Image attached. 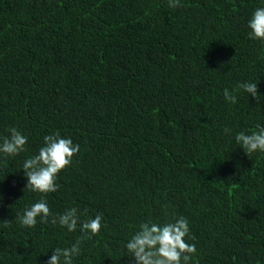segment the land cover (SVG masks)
<instances>
[{"label": "trees", "instance_id": "obj_1", "mask_svg": "<svg viewBox=\"0 0 264 264\" xmlns=\"http://www.w3.org/2000/svg\"><path fill=\"white\" fill-rule=\"evenodd\" d=\"M181 4L0 0V143L13 127L28 137L0 153V264H47L84 235L22 225L41 198L53 214L102 215L73 264H134L131 236L173 214L195 237L190 264H264V152L235 140L264 126V43L248 28L264 0ZM56 131L80 152L44 197L25 189L23 163Z\"/></svg>", "mask_w": 264, "mask_h": 264}, {"label": "clouds", "instance_id": "obj_2", "mask_svg": "<svg viewBox=\"0 0 264 264\" xmlns=\"http://www.w3.org/2000/svg\"><path fill=\"white\" fill-rule=\"evenodd\" d=\"M168 3L173 10L182 7L181 0H168ZM248 28L249 39L264 43V7L254 11L248 22ZM238 88L257 103L259 102L258 98L261 96L256 83H239ZM224 98L233 104L237 102L236 96L230 94L228 89L224 90ZM8 131L10 135L3 137L0 143V153L14 157L27 151L25 146L28 137L14 127ZM229 131L225 129V132ZM43 139L44 146L39 149L38 154L24 161L23 171L27 181L25 189L46 197L59 190L58 176L72 165L73 158L80 152V146L74 144L70 138H62L59 131L46 135ZM235 140L248 156L257 151L264 152V126L258 124L256 130L251 131L250 134L241 131L236 134ZM81 215L80 210L75 207L62 214H53L47 200L41 198L24 210L20 220L26 227H35L38 221L42 224L58 223L68 232H76L79 225L84 235L78 237L70 247L54 248L53 254L47 261V264H73L74 258L80 255L82 241L92 239L102 228L101 214L87 220H81ZM188 239L195 240L190 234L188 220L183 216L176 218L173 214V220L163 225L155 222L141 224L139 231L126 243V249L131 254L129 257L134 260V264H190L196 254V245L188 243Z\"/></svg>", "mask_w": 264, "mask_h": 264}]
</instances>
